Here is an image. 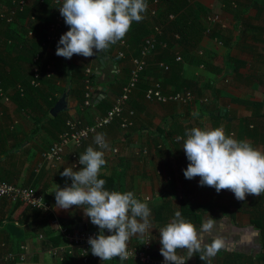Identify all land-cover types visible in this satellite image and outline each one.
<instances>
[{
	"label": "crops",
	"instance_id": "1",
	"mask_svg": "<svg viewBox=\"0 0 264 264\" xmlns=\"http://www.w3.org/2000/svg\"><path fill=\"white\" fill-rule=\"evenodd\" d=\"M193 1L210 9L211 13L222 15L216 36L213 39L205 37L203 45L197 49L187 39H178L175 28L163 31V40L169 43L167 47L172 46L170 50L158 46L151 52L147 70L123 115V119H129L128 110L135 111L132 125L122 127L121 118L97 130L81 147H69L57 167L45 162L42 154L58 139L64 123L61 128L52 124L49 128L38 129L31 109L20 108L13 100L4 102L0 99V180L32 186L43 193L52 202L62 225L70 228H79L80 225L83 229L99 232V228L84 216L82 208L58 209L55 193L48 191L53 190L55 184L60 187L71 184V180L62 177L60 172L65 167L78 170L72 153H82L89 145L97 147L94 137L103 133L109 145L104 150L106 164L99 175L105 180L104 187L109 191H132L151 209L150 228L142 235L132 236L128 246L150 241L154 250L160 249L158 229L179 210L198 231L206 221H213L209 232L200 231L205 240L219 237L223 241V247L211 258V264H264V194L260 197L247 195L245 201H238L230 190L217 193L214 187L200 186L198 176L186 179L183 170L189 161L182 148L183 140L177 143L173 140L174 136L184 137L185 131L192 127L222 126L226 135L250 141L254 147L264 150V10L257 8L255 0H250V4H247L248 0H240L243 7H233L238 10L224 13L222 10L227 5L223 8L220 5L224 3L222 0H190ZM0 2L2 11L8 2ZM36 12L37 23L31 24L27 17H21L11 25L12 31H7L5 24L0 22V52L4 53L6 61L12 62L1 66L0 76L9 90L15 83L14 78L25 79L30 75V68L26 63L14 62L17 53L12 52L3 39L9 35L22 37L30 27L36 38L43 37L55 13L46 6ZM68 27L64 25V33ZM222 38L233 45L230 50L226 51ZM127 43L130 46V42ZM122 51L126 57L120 56ZM134 52L132 46L126 49L114 44L107 51L98 52L92 62L80 55L71 57L69 63L74 85L81 82V72L87 65L94 69V95L98 97L96 101L93 97V106L79 107L71 85L60 77L51 82L44 80L39 88L42 94L36 96L37 100L46 108V98L57 97L59 100L67 91L69 108H73L69 112L79 111L84 122L91 123L97 115L107 111L97 102L109 96L111 106L120 94L129 78ZM174 54L181 60L172 61ZM165 62L171 64V70L160 66ZM114 79L118 80L117 89L110 87ZM153 81H160L167 93L191 90L194 101L188 105L149 102L144 94ZM248 122L258 129L251 137L246 136ZM114 148H118L117 153ZM143 148H148L147 154L140 153ZM185 202L194 206V214L189 212V207L185 206L183 210ZM185 214L193 216L188 218ZM108 234L105 230V235ZM65 244L66 238L53 225L50 213L0 197V252L14 251L26 256L24 261L3 260L0 264H142L136 260L121 261L116 257L103 262L94 255L88 262H83L78 251L69 254L65 248L60 249L57 255L50 252L54 246ZM177 253L187 258L186 249H178ZM188 262L209 264L208 260L201 261L199 254H194Z\"/></svg>",
	"mask_w": 264,
	"mask_h": 264
},
{
	"label": "clouds",
	"instance_id": "2",
	"mask_svg": "<svg viewBox=\"0 0 264 264\" xmlns=\"http://www.w3.org/2000/svg\"><path fill=\"white\" fill-rule=\"evenodd\" d=\"M147 7L146 0H63L58 10L69 27L57 43L56 55L65 59L73 55L88 58L107 51L126 36L134 21L144 18ZM93 95L92 99L96 97ZM178 139H183L182 148L189 161L183 170L186 179L198 176L200 186L214 187L217 193L230 190L238 201H245L247 195L264 194V150L254 147L250 141L226 135L222 126L192 127ZM94 144L97 147L89 145L79 154L78 162L82 167L78 170L65 167L60 172L71 184L66 183L64 187L55 184L48 192L55 193L58 209L82 208L84 216L99 228V232L88 239L92 255L103 262L114 257L124 261L129 257L130 238L150 228L151 209L132 191H109L104 187L105 180L99 175L106 164L104 150L109 145L103 133L96 134ZM212 224V220L206 221L198 231L177 210L174 217L158 229L163 264H186L194 254L211 264V258L221 250L223 241L219 237L205 240L200 231L209 232ZM105 230L110 234L105 235ZM178 249H186L187 258L178 255Z\"/></svg>",
	"mask_w": 264,
	"mask_h": 264
},
{
	"label": "built area",
	"instance_id": "3",
	"mask_svg": "<svg viewBox=\"0 0 264 264\" xmlns=\"http://www.w3.org/2000/svg\"><path fill=\"white\" fill-rule=\"evenodd\" d=\"M2 1V0H0ZM225 3H228L227 0H222ZM41 2H45L41 0ZM157 2V1H156ZM53 3L57 6V12L54 15L52 22L48 27L47 40L51 43V41L57 40L61 34L64 32V18L61 16L58 8L62 5L63 0H53ZM230 5L236 7L235 2H230ZM27 6V0H9L8 5L5 9L0 11V19L5 20L6 22L12 24L15 22L17 15L20 11H24ZM155 10H152V13H155ZM171 18H174V15H171ZM221 15L217 12H214L209 15V21L211 24L221 23ZM27 21L31 24L37 23L38 17L35 14H31L27 17ZM163 27H156L150 35H148L142 48L139 52V55L132 56V68L130 71L128 82L124 85L122 92L114 99L112 106L107 110V112L103 115H97L92 123H84L80 119H68L67 126L68 128L60 134V139L53 142L49 149L45 150L42 154V157L45 162L50 164L52 167H57L59 163L64 158L66 150L71 147H81L84 142L89 138L93 133L97 130L105 128L111 125L116 119H123V115L127 112V105L131 100V95L135 92L136 88L139 86V83L142 78V74L148 66L149 58L151 56V52H153L158 46L164 48H168V43L161 39V34H163ZM210 32V29H208ZM35 31L30 27L26 39V44H30L32 39L35 37ZM179 38V35H175ZM2 41V35L0 34V42ZM7 43L11 44L12 39H7ZM116 44H120L121 46L129 49L125 39L118 41ZM44 45H47L44 43ZM49 49V44L47 45ZM95 52V50H94ZM125 51L120 53L121 57H126ZM95 56L88 57V61L92 62L95 59ZM177 60H181V57L178 56ZM34 66L32 69L33 75L31 78V85L34 87H41L44 78H52L55 76L54 71V62H50L46 55L41 56L37 54L34 57ZM161 67H164L166 70L169 68L165 63L160 64ZM86 79H85V106H91L93 103L92 95L94 93V87L92 85V76L94 75V69L91 65H87L86 67ZM19 89L22 94H24V88L19 85ZM191 90H181L175 91L172 93H167L160 81H153L150 83L149 87L146 90L145 98L149 102H157V103H167V102H175L181 103L184 105H188L194 101L195 96ZM0 99L4 102H10L11 97L7 92L3 82L0 80ZM129 119L124 118L122 121V127L128 128L132 125V120L135 114L133 109L128 110ZM16 123V122H15ZM14 127V124L12 125ZM179 136H174L173 140L175 142H181L183 139H178ZM113 151L115 153L118 152V148H114ZM83 153V152H82ZM143 154L148 153V148H143ZM79 154L77 151L72 153L74 166L77 168L82 167L79 164ZM0 197L7 198L14 202H21L32 208H36L42 212H47L52 215V223L59 228L60 233L66 238V244L63 246H54L50 252L54 255H57L59 250L65 248L69 254H72L75 251H78L80 258L83 262H88L90 257L92 256L90 245L88 244V239L90 236L96 235L98 232L89 229H80V228H70L66 225H62L59 216L57 215L52 202L47 199V197L38 192L32 186H23L18 185L16 183L0 180ZM1 251V249H0ZM129 257L127 260H136L142 264H163V256L157 257L154 255V246L150 241H145L139 245L128 246ZM2 252V251H1ZM0 252V261L6 260L9 262L13 261H24L26 256L21 253H15L14 251H8L6 254H2ZM119 258V257H116ZM186 264H190L188 260Z\"/></svg>",
	"mask_w": 264,
	"mask_h": 264
},
{
	"label": "trees",
	"instance_id": "4",
	"mask_svg": "<svg viewBox=\"0 0 264 264\" xmlns=\"http://www.w3.org/2000/svg\"><path fill=\"white\" fill-rule=\"evenodd\" d=\"M45 2H41V0H27V6L24 9V11H20L17 15V18L15 22L19 18H26L30 16L31 14L37 15V12L39 10L48 7L54 11V13L57 12V6L50 3V0H44ZM157 1V2H156ZM9 2V0H7ZM228 3L234 2L231 0H227ZM255 4L257 5V8L261 11L264 10V0H255ZM146 3L148 5L147 11L143 13L144 18L140 22H133L131 25L130 30L127 32L126 36L123 39H126L127 42H130V46L134 47V53L135 55H139V52L142 48V45L144 43L145 38L150 35L154 30H156V27H163L164 32L167 28L172 27L176 33H178L180 40L187 39L188 42H190L192 47L202 46V41L205 37H210L213 39L216 34L215 31L216 28L220 23L211 24L209 21V15L212 14L210 9H206L202 4L199 2L193 1L190 2V0H146ZM250 0L247 1V4H250ZM236 7L238 8V3L235 2ZM259 4V5H258ZM164 5V7H163ZM54 8H53V7ZM196 7V8H195ZM152 10H155V13H152ZM171 15H174V18H171ZM38 17V15H37ZM150 18V19H149ZM0 22L4 23L6 26L7 31H12L10 29L11 25L5 20L0 19ZM66 27L67 25L64 24ZM238 25H241L238 24ZM49 27V26H48ZM241 28V27H240ZM210 29V32L208 31ZM26 32V31H25ZM28 32V31H27ZM27 32L22 35V37L19 36H10L12 39V43L8 44L7 39L10 38L9 36H6L3 40L6 42V44L10 45L9 49H11L12 52L17 53L16 59L14 62H23L28 65L30 68V75L27 76V78H14L12 85V90L10 91L7 86H5L7 92L10 94L11 100H13L20 108L24 109H31L33 116L35 118L34 125H36V128L40 129L41 127H47L51 126L52 124H55L57 127L61 128V124L64 125L63 128H61L60 134H62L67 128V120L72 119H80L84 122L83 118L80 116L79 111H76L77 113H70L71 109L69 108L67 111L60 112L57 116H52L50 114L51 108L56 104L58 101V98H51V99H45V105L46 108H43L40 102L37 100L38 98L36 96H39L42 94L39 90L40 87H34L31 85V78L33 75L32 69L34 66V57L37 54H40L41 56L46 55L47 59L50 62H54V71L55 76L52 78H44V80H49L50 82L52 80L57 79V77H60L63 79L68 85H71V90L73 94L76 96V99L79 103V107L85 106V79H86V72L85 70L81 72V82L77 83V85H74L73 78L71 74V66L68 62V59H65L63 57H59L56 55V47L57 43L61 37V35L64 32H61L59 38L57 40L49 42L47 40V34L48 29L46 30L44 36L41 38H36L35 36L32 39V42L30 44H26L27 39L26 35ZM264 33V30L262 31ZM161 39H163V34H161ZM166 40V39H165ZM221 41V40H220ZM222 45L226 47V51L230 50V48L233 46L230 43H228L227 40L222 38ZM46 43L49 44L50 48H47V45H44ZM172 46V45H170ZM169 46V47H170ZM52 48V49H51ZM171 48V47H170ZM19 50V51H18ZM170 50V49H169ZM21 53V54H20ZM4 53L0 52V68L1 66L8 62L7 64L12 63L11 61H6ZM228 55V54H227ZM178 55L174 54L171 57V60L174 62L176 61ZM169 68L167 70H171V64H166ZM161 68V67H160ZM165 69L164 67H162ZM166 70V69H165ZM95 74L92 76V85L95 86ZM0 80L3 82V77L0 76ZM42 80V82L44 81ZM19 85H21L24 88V94L21 93L19 89ZM112 85V86H111ZM110 87L117 89L118 88V80L114 79L111 80ZM64 91V89L62 90ZM122 92V90H121ZM95 101L97 100V95ZM108 97H104V99L97 103L99 105L104 106V108L107 110L112 106H110V102L108 100ZM110 106V107H109ZM109 107V108H108ZM85 123V122H84ZM92 123V122H91ZM247 128L249 129V132L246 133V136L251 137L254 135L255 132L258 131L257 127H255L252 123H247ZM60 134L57 140L60 139ZM56 140V141H57ZM55 142V141H54ZM174 143H177L174 141ZM53 144V143H52ZM51 144V145H52ZM50 145V146H51ZM49 146V148H50ZM48 148V149H49ZM48 199V198H47ZM189 207V212H193L194 214V206L191 203L185 202L184 203V209L186 207ZM187 215L185 214V217ZM193 215H188L187 217L190 218ZM73 256V255H72ZM71 257V256H70ZM227 264V263H223Z\"/></svg>",
	"mask_w": 264,
	"mask_h": 264
},
{
	"label": "water",
	"instance_id": "5",
	"mask_svg": "<svg viewBox=\"0 0 264 264\" xmlns=\"http://www.w3.org/2000/svg\"><path fill=\"white\" fill-rule=\"evenodd\" d=\"M68 62H70V59H68ZM69 109V96L68 92L65 91L59 98V100L56 102V104L51 108L50 112L53 116H57L60 112L67 111ZM81 230L83 229L82 226H78ZM154 255L157 257H160V251L159 249L154 250Z\"/></svg>",
	"mask_w": 264,
	"mask_h": 264
},
{
	"label": "rangeland",
	"instance_id": "6",
	"mask_svg": "<svg viewBox=\"0 0 264 264\" xmlns=\"http://www.w3.org/2000/svg\"><path fill=\"white\" fill-rule=\"evenodd\" d=\"M231 1L237 2L238 7H241V6L243 7L242 2L240 0H231ZM220 5L223 7V3ZM225 5H227V6H225L227 8L223 7L224 10H222V13H224L225 11L236 12V10H238L237 8H233V6L230 5V3H225ZM0 8H1V2H0ZM221 17H222V15H221ZM0 142H1V140H0Z\"/></svg>",
	"mask_w": 264,
	"mask_h": 264
}]
</instances>
